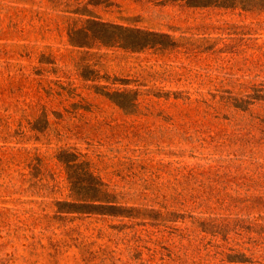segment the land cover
<instances>
[{
    "label": "rangeland",
    "instance_id": "374dc122",
    "mask_svg": "<svg viewBox=\"0 0 264 264\" xmlns=\"http://www.w3.org/2000/svg\"><path fill=\"white\" fill-rule=\"evenodd\" d=\"M188 1L0 0V264H264V10Z\"/></svg>",
    "mask_w": 264,
    "mask_h": 264
},
{
    "label": "trees",
    "instance_id": "16d2710c",
    "mask_svg": "<svg viewBox=\"0 0 264 264\" xmlns=\"http://www.w3.org/2000/svg\"><path fill=\"white\" fill-rule=\"evenodd\" d=\"M191 4H203V5H211L217 4L224 7H242L246 10H252L255 8H260L264 10V0H189ZM62 153L59 158L60 160L66 164L68 168H72L75 165H79V156L74 152H66V156L64 157ZM70 155V157H68ZM86 179L72 180V189L75 193L80 196L79 198L82 200H91L92 202H83V208H89L88 210L94 211V208H99L100 210H107L108 208H118L119 205L115 203H110L113 201L108 196L110 193L107 190V186L105 182L93 174L89 169H85ZM105 201V202H103Z\"/></svg>",
    "mask_w": 264,
    "mask_h": 264
}]
</instances>
